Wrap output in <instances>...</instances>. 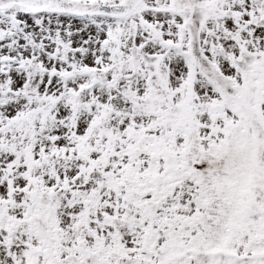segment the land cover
<instances>
[{
	"label": "snow or ice",
	"instance_id": "1",
	"mask_svg": "<svg viewBox=\"0 0 264 264\" xmlns=\"http://www.w3.org/2000/svg\"><path fill=\"white\" fill-rule=\"evenodd\" d=\"M0 264H264V0H0Z\"/></svg>",
	"mask_w": 264,
	"mask_h": 264
}]
</instances>
